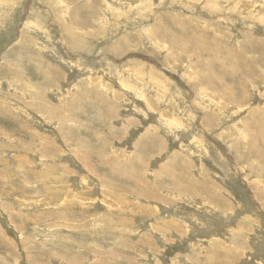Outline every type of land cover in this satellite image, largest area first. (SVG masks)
<instances>
[{
  "label": "rangeland",
  "instance_id": "obj_1",
  "mask_svg": "<svg viewBox=\"0 0 264 264\" xmlns=\"http://www.w3.org/2000/svg\"><path fill=\"white\" fill-rule=\"evenodd\" d=\"M0 264H264V0H0Z\"/></svg>",
  "mask_w": 264,
  "mask_h": 264
},
{
  "label": "bare ground",
  "instance_id": "obj_2",
  "mask_svg": "<svg viewBox=\"0 0 264 264\" xmlns=\"http://www.w3.org/2000/svg\"><path fill=\"white\" fill-rule=\"evenodd\" d=\"M217 30V29H216ZM196 34V33H195ZM195 34H192L191 36H188V37H192L193 35H195ZM198 34V33H197ZM196 34V35H197ZM211 34V33H210ZM209 34V35H210ZM198 36H199V34H198ZM217 36V35H216ZM210 37V36H209ZM209 37H208V39L207 40H205V39H200L202 42H200V41H194L195 42V44H199V43H202V44H205V42H208V41H212V39H214V38H212L211 40L209 39ZM212 37V36H211ZM210 37V38H211ZM205 38H206V36H205ZM193 39V38H192ZM195 39V38H194ZM215 40V39H214ZM193 42V41H192ZM216 42V41H215ZM243 42V41H242ZM204 47H206L205 45H203ZM202 47V46H201ZM220 48H221V45H219V44H215L214 45V50L216 51V52H218V50H220ZM239 48V47H238ZM211 51V50H210ZM261 55V54H260ZM247 56V55H246ZM260 57V56H259ZM220 59V58H219ZM223 60V59H222ZM223 69V68H222ZM228 69V68H227ZM230 69V68H229ZM224 70V69H223ZM221 71V70H220ZM255 74V73H254ZM215 72L213 71V73H211L207 78V80H211V78H213V77H215ZM254 78V77H253ZM257 79V78H256ZM259 79V78H258ZM243 89V88H242ZM243 92H244V90H243ZM241 93V92H240Z\"/></svg>",
  "mask_w": 264,
  "mask_h": 264
}]
</instances>
